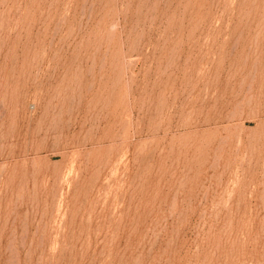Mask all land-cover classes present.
<instances>
[{
  "label": "rangeland",
  "instance_id": "1",
  "mask_svg": "<svg viewBox=\"0 0 264 264\" xmlns=\"http://www.w3.org/2000/svg\"><path fill=\"white\" fill-rule=\"evenodd\" d=\"M0 264H264V0H0Z\"/></svg>",
  "mask_w": 264,
  "mask_h": 264
}]
</instances>
